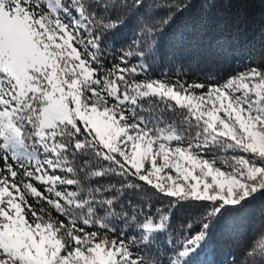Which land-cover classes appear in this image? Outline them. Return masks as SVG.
I'll return each instance as SVG.
<instances>
[{
    "label": "snow or ice",
    "instance_id": "6c2138e0",
    "mask_svg": "<svg viewBox=\"0 0 264 264\" xmlns=\"http://www.w3.org/2000/svg\"><path fill=\"white\" fill-rule=\"evenodd\" d=\"M192 6L0 0V264H213L221 231L244 241L264 53L222 79L186 78L178 48L162 65ZM229 264H264V213Z\"/></svg>",
    "mask_w": 264,
    "mask_h": 264
},
{
    "label": "trees",
    "instance_id": "16d2710c",
    "mask_svg": "<svg viewBox=\"0 0 264 264\" xmlns=\"http://www.w3.org/2000/svg\"><path fill=\"white\" fill-rule=\"evenodd\" d=\"M175 31L183 32V42L177 44L170 38L161 64L168 58V47L178 48L177 56L185 71L191 69L186 78L222 79L240 70L246 57L264 53V3L261 0H215L208 9L202 0H193V6L180 17ZM261 213H264V195L257 194L227 218L242 226L245 239L237 245L221 231L209 256L213 264H229L232 258L239 259ZM191 214L190 209H177L174 223L185 221Z\"/></svg>",
    "mask_w": 264,
    "mask_h": 264
}]
</instances>
